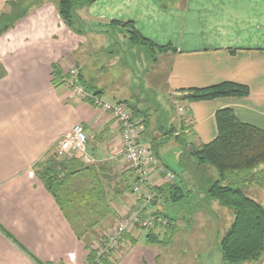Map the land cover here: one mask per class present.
Segmentation results:
<instances>
[{
	"label": "crops",
	"instance_id": "obj_1",
	"mask_svg": "<svg viewBox=\"0 0 264 264\" xmlns=\"http://www.w3.org/2000/svg\"><path fill=\"white\" fill-rule=\"evenodd\" d=\"M11 1L15 0H0V14L9 11ZM23 1L26 15L0 37V59L6 70L0 79V264H89L88 249L76 238L36 175L37 166L56 140L75 124H81L87 151L95 158L90 166L102 183L106 177L109 180L106 190L115 197L110 205L113 220L117 217L113 205L131 198L126 189L135 173L124 164L118 127L109 114L94 108L90 101L78 100L67 88L72 63L88 92L130 108L138 120L137 142L145 144L166 167L158 148L167 134L157 131L156 124L170 119L166 116L169 111L162 106L142 110V104L148 102H142L147 94L140 87L127 97L130 101L118 99L127 89L122 85L117 88V78H135H125L119 72L141 71L140 78L163 74L159 86L166 87L164 100L169 96L173 106L177 110L181 106L185 112L178 116L176 111V121H168L176 124L170 126L171 134L174 141L177 137L186 141L189 149L215 138L214 116L223 108L233 110L242 123L264 131V0H178L167 8L158 0H95L80 9L78 15L85 23L103 26L105 32L122 26L126 30L129 27L124 24L130 23L151 44L143 45L145 50H124L133 58L130 66L128 59L125 62L126 69L115 66L123 65L122 59H115L116 52L101 47L104 32L85 39L62 24L55 3ZM159 47L165 50L159 51ZM134 56H140L136 58L138 69L133 65ZM143 64L148 66L143 68ZM53 65L59 66L65 78L56 85L51 82ZM156 80H149L148 86ZM222 82L246 86L249 93L199 102L181 100V91ZM210 174L215 172L210 170ZM120 179L127 187H119ZM147 180L155 188L156 198L161 192L166 195L167 187L156 189L165 185L157 181V174L150 173ZM154 201L145 215L160 211ZM129 232L119 244L123 253L113 255V260L111 255V262L155 264L156 250L147 239L143 245L130 244L125 235L134 239L138 231ZM218 232L216 226L214 234ZM258 264H264V259Z\"/></svg>",
	"mask_w": 264,
	"mask_h": 264
},
{
	"label": "trees",
	"instance_id": "obj_2",
	"mask_svg": "<svg viewBox=\"0 0 264 264\" xmlns=\"http://www.w3.org/2000/svg\"><path fill=\"white\" fill-rule=\"evenodd\" d=\"M94 1L53 0V3L60 19L70 29L79 33L80 30H77L75 24H83V22L78 11ZM177 1L158 0L162 8L170 7ZM8 6L9 12L0 14V22H6L0 27V35L13 28L27 12V6L24 5L23 0L8 2ZM124 25L129 27L126 30L131 42L151 46L133 29L132 24ZM157 49L165 50L161 47ZM2 68L0 62V79L6 75ZM51 75L53 85L65 79L58 65L52 66ZM181 92L184 94L181 100L187 102L207 101L221 97H245L249 93L246 86L231 82ZM134 117L136 118V115ZM214 117L217 131L215 138L206 144L189 149V154L198 164L214 169L217 174V179L208 188L209 197L216 200L220 206L234 211L233 222L219 240L222 261L257 264L264 255V207L246 196L243 187L246 183H251L258 178L257 181L264 188V170H260V166L264 165V131L239 121L230 108L218 110ZM38 166L42 168L40 172L36 169L39 180L53 197L76 238L88 249L87 262L114 264L115 262L109 259L112 253L105 256L99 263L95 262V251L90 249V244L96 243L95 229L112 216L110 205L114 197L112 192L109 194L106 190L104 183L94 172V167H84L77 158L60 159L55 154ZM85 178L89 182L85 181ZM164 187H168V193L171 194L173 201H180L183 198L185 186L180 187L173 182L172 185L165 184L156 189L159 191ZM151 189L154 192L155 188L151 187ZM165 228L161 231L162 234L151 230L147 232L145 238L149 246L158 244L162 247L167 246L172 240L174 230L170 219ZM156 229L160 231L162 227L156 226ZM124 238L128 239L130 244L137 243V240L134 241L135 238L129 239L126 235ZM99 240L101 241L102 238Z\"/></svg>",
	"mask_w": 264,
	"mask_h": 264
},
{
	"label": "rangeland",
	"instance_id": "obj_3",
	"mask_svg": "<svg viewBox=\"0 0 264 264\" xmlns=\"http://www.w3.org/2000/svg\"><path fill=\"white\" fill-rule=\"evenodd\" d=\"M43 1H46V0H42L41 2ZM47 1L53 2V0H47ZM81 22H83V24L82 23L75 24V27L77 28V30H80L79 33H77V31L73 29H70L63 21H62V24L73 34L84 36L83 38L85 39L89 37L90 35H99L98 34L99 31L101 33L104 32L103 34L100 35L101 40H102L100 45L103 48V50H113V54L114 52H116L117 55H114L115 59H122L123 65L116 64L115 66L117 68L126 69L127 64L125 62H127V59L129 63L128 66H130L131 62L133 61V58L131 57V55L128 54L127 52L124 53V50H145L144 49L145 47L142 44L133 43L129 40L127 30H125L123 26L121 27L123 29H120V28L111 29L110 28L106 30L105 32L103 31V26H97L94 24L85 23L82 20ZM5 23L6 22L1 21L0 27H2ZM2 34L0 35V37L2 36ZM140 48H143V49H140ZM153 52L156 53L157 50L155 51L151 50V53ZM0 53H2V50H0ZM72 55H74V53ZM114 56H112L113 57L112 59H114ZM136 58H140V56H134L135 63L133 65L136 67V69H138L140 68L138 66L139 61H136L137 60ZM1 61L2 60L0 59V62ZM74 65L76 66L75 63L74 64L72 63L70 70L74 68L76 69ZM146 66H148V64L142 65L143 68H145ZM2 67H3L2 69L5 70V67L3 66V64H2ZM118 74L120 76L122 75L125 76V78L127 76L128 79L135 77L134 79H131V80L122 79L120 77L117 78L116 83H115L117 85V88H119L122 85V86H125L127 89V93H125L123 96L119 97L118 99L130 101L128 100L127 97H129V95H133L137 93L138 92L137 87L138 88L140 87V91H144L148 95L147 96L143 94L144 98L142 102L146 101L148 102V104H142V108H141L142 110L151 108L153 111L154 109H160L161 106L167 107V111H169V114H166V116H170L171 120L176 121V111L178 115V110L176 107L173 106L172 100L168 98L169 96H167V99L170 101L164 100V95L166 94V89H165L166 87L163 84H161L162 86H159V80L163 79L162 73L158 75H152L150 73V75L147 74L143 78H140L142 74L141 71L139 72H135V71L134 72H119ZM67 75H68V72H67ZM77 75H78V72H77ZM77 79L80 81L79 77H77ZM149 80H156V81H154L153 84H150V86H148L149 83L147 82ZM132 84H133V87H132ZM66 85L68 88V83ZM98 97L99 99H102L100 96ZM110 101H114L113 98H111ZM159 102L161 104H159ZM112 103H115V102H112ZM157 112L158 111L156 110L154 113L157 114ZM170 119L165 118V120L161 122L157 121L156 130L158 131L161 129L160 131L163 135L167 134L165 136L166 138L164 140V143H161V145L159 146L158 152H159V155L162 161L170 169L174 170L177 173V178L174 181V184L180 187L185 186V190L183 191L184 193L183 198L180 201H177V200L173 201L171 194L168 193V189H167L168 187H167L165 191L166 192L165 196H164V193L161 192L158 198H156L154 195L152 199V200H155L154 203H159L160 205L159 212L156 211V213L151 214V216L145 215V213L147 212V208L151 202L142 203L140 207H143V208L140 211H135L138 213V218L140 222H143L146 220L151 221L150 219L155 220V218L157 217L161 218L160 220H163V221L165 220L166 225L161 226L162 229H160V231L166 229L165 227L167 226L169 219L172 225H174V230L171 236L172 240H170L167 246L162 247L160 244L152 246L158 253V257L155 261V264H254V263H248V262L227 263L221 260V253L219 250L218 237L222 236L225 233V231L230 227L231 223L234 220V211L230 208L218 205L219 203L216 200H213L212 198L209 197L208 188L213 183V181L217 179V174L215 173L214 175H211L210 170L214 171V169L210 167L207 168L206 165H203V164L201 165L198 164L197 161L193 157H191V155L189 154V146L186 141L181 142V140H179L178 137H177V141H174L175 139H174V136L171 134L172 130L170 129V126L175 123L170 122L169 124L168 121ZM151 120L153 119L151 118ZM177 120H178V117H177ZM54 144L52 146L51 151H49L46 154L45 159L41 161V164H44L47 159L54 156L55 154ZM125 163L128 166V169L131 170V165L124 159V164ZM262 166L263 165L260 166V169L262 168ZM36 169L39 170V172L42 170L40 166H38V168ZM135 180L136 178L135 176H133V179L131 178L129 181V185H128L129 187L127 188L128 190L126 189L127 195L128 194L131 195V198L129 197L127 199L128 200L127 202H123V201L122 203L116 202V205H113V209L117 211V217L114 216V218H117L118 222L120 220V217L126 216L128 211L135 208L136 203H139L142 201L138 197V194L140 192L135 193L133 191L134 186L137 185ZM257 180L258 178L251 183H246L243 187V192L246 196L255 200L258 204L264 207V188L260 186V183ZM85 181L89 182L86 178H85ZM102 181L105 187L107 183L109 185V180L107 177L105 179H102ZM117 182H118L117 184L119 185V187L120 186L121 188L127 187V184L124 186L122 185L123 182H121V179L118 180ZM172 183L173 182H169L167 184L172 185ZM161 184H163V182H161ZM147 185L148 187L150 186L149 184ZM111 200L113 204L115 197ZM123 207L125 209L124 211H121ZM115 226H117V223L115 220H113V217L108 218L107 220L103 221L95 229L96 243L90 244L91 245L90 249L97 250V248L101 245L99 243L100 241L99 239L100 238L103 239V237H105V235L109 233L108 231L109 230L112 231L115 228ZM156 226L158 225H155L154 227L155 229L154 228L148 229L147 227H142L140 225L133 226L131 230L134 232L138 231L137 234H134L137 240V243L139 245H143L146 239L145 238L146 234L150 230L156 231L162 234L159 231V229H156ZM216 226H218L219 235L214 234ZM127 233H131V232L128 231L125 234ZM215 241H217L218 244H215ZM121 249L122 247L118 245V247L113 252L114 254H112V260L114 258L113 255L123 253ZM263 259H264V255L261 258L260 262H262ZM96 261H97V258L95 254V262Z\"/></svg>",
	"mask_w": 264,
	"mask_h": 264
},
{
	"label": "built area",
	"instance_id": "obj_4",
	"mask_svg": "<svg viewBox=\"0 0 264 264\" xmlns=\"http://www.w3.org/2000/svg\"><path fill=\"white\" fill-rule=\"evenodd\" d=\"M69 82L68 88L71 93L80 101H90L91 105L110 115L118 127L120 152L123 158L131 165V170L135 173L136 183L133 191L140 192L138 197L142 200L136 203V210L128 211L126 216L116 218L117 226L110 231L100 241L101 245L95 249L97 263H99L105 256L113 253L120 244L123 235L130 231L133 226L140 225L148 229L154 228L155 225L165 226V220L155 218V220L140 222L138 213L143 207L142 203L152 202L154 192L151 187L153 185L148 182L147 176L154 172L157 174V181L167 184L174 182L176 175L173 171L167 169L160 160L150 152L145 144L137 142L138 136V120L133 116L132 111L125 104L121 102H106L95 94L88 92L77 79V70L74 68L68 72ZM183 107H178L179 116L184 115ZM55 155L60 159L77 158L83 165L90 166L95 163V158L87 151V136L81 124H75L70 131L63 134L54 144ZM149 184L150 186L148 187ZM153 221V222H152ZM157 222V223H156Z\"/></svg>",
	"mask_w": 264,
	"mask_h": 264
},
{
	"label": "bare ground",
	"instance_id": "obj_5",
	"mask_svg": "<svg viewBox=\"0 0 264 264\" xmlns=\"http://www.w3.org/2000/svg\"><path fill=\"white\" fill-rule=\"evenodd\" d=\"M163 219V218H162Z\"/></svg>",
	"mask_w": 264,
	"mask_h": 264
}]
</instances>
